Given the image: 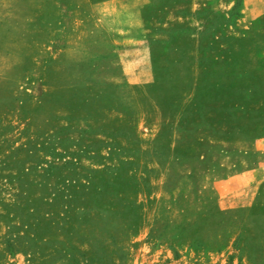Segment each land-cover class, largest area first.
<instances>
[{"label":"rangeland","instance_id":"374dc122","mask_svg":"<svg viewBox=\"0 0 264 264\" xmlns=\"http://www.w3.org/2000/svg\"><path fill=\"white\" fill-rule=\"evenodd\" d=\"M90 1L0 0V264H264V0Z\"/></svg>","mask_w":264,"mask_h":264},{"label":"crops","instance_id":"0c3cea01","mask_svg":"<svg viewBox=\"0 0 264 264\" xmlns=\"http://www.w3.org/2000/svg\"><path fill=\"white\" fill-rule=\"evenodd\" d=\"M89 1L90 0H87V4H88ZM113 1H116V0H99V1H96V2H95V0H91L90 3L91 4H95V3H100L101 2L103 4H106V3H111ZM122 1L132 3L133 1H141V0H122ZM144 2H145V4H148L150 2V0H144ZM140 9H139V11H140ZM139 13H141V12H139Z\"/></svg>","mask_w":264,"mask_h":264},{"label":"trees","instance_id":"16d2710c","mask_svg":"<svg viewBox=\"0 0 264 264\" xmlns=\"http://www.w3.org/2000/svg\"><path fill=\"white\" fill-rule=\"evenodd\" d=\"M10 244H9V247H11V248H14L13 246H14V244H13V242H12V238L11 239H9V241H8Z\"/></svg>","mask_w":264,"mask_h":264}]
</instances>
